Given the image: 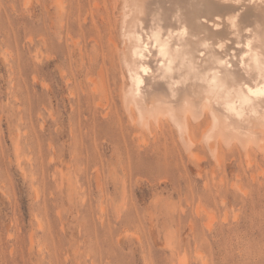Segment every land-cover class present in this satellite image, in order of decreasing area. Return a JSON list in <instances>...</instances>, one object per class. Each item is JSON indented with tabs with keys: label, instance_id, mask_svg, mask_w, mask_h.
<instances>
[{
	"label": "rangeland",
	"instance_id": "rangeland-1",
	"mask_svg": "<svg viewBox=\"0 0 264 264\" xmlns=\"http://www.w3.org/2000/svg\"><path fill=\"white\" fill-rule=\"evenodd\" d=\"M27 1L0 0V264H264V154L139 133L118 0Z\"/></svg>",
	"mask_w": 264,
	"mask_h": 264
},
{
	"label": "bare ground",
	"instance_id": "bare-ground-1",
	"mask_svg": "<svg viewBox=\"0 0 264 264\" xmlns=\"http://www.w3.org/2000/svg\"><path fill=\"white\" fill-rule=\"evenodd\" d=\"M118 2L121 103L139 133L167 122L216 163L264 154V102L248 91L264 90V0Z\"/></svg>",
	"mask_w": 264,
	"mask_h": 264
},
{
	"label": "snow or ice",
	"instance_id": "snow-or-ice-1",
	"mask_svg": "<svg viewBox=\"0 0 264 264\" xmlns=\"http://www.w3.org/2000/svg\"><path fill=\"white\" fill-rule=\"evenodd\" d=\"M213 83H216L215 81H213ZM249 93H251L252 96H256V95H259V97L261 98V102H264V90L260 91L258 94L253 92L251 89L248 90ZM249 103H251L252 101H248ZM225 107L228 109V110H234V106L231 105V104H227L225 105Z\"/></svg>",
	"mask_w": 264,
	"mask_h": 264
}]
</instances>
